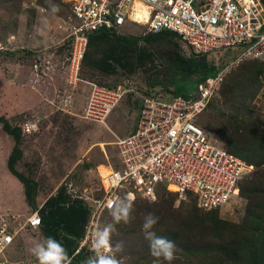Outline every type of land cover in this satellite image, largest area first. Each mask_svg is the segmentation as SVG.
<instances>
[{"label": "rangeland", "instance_id": "rangeland-1", "mask_svg": "<svg viewBox=\"0 0 264 264\" xmlns=\"http://www.w3.org/2000/svg\"><path fill=\"white\" fill-rule=\"evenodd\" d=\"M52 2L59 5L56 13L51 12L45 0H0V49L1 46L4 48L0 50V70H5L2 66L4 59L14 61L15 57L30 65L31 56L37 50L53 53L54 61H59L56 55L67 56L70 49L68 36L73 24L70 8L64 0ZM261 3L264 6V0ZM121 33L138 38L130 46L136 50L130 64L123 66L114 61L112 55L120 50V46L112 36H108L88 42L78 69V82L75 84L69 85L58 67L49 73L53 80L58 78L61 81L58 88L50 87L54 98L51 104L54 112L50 116L51 125L35 132L37 136L34 144L37 147L40 144L42 150L33 149L31 143H26V156L23 158L24 164L35 165H29L28 170L29 176L37 181L24 177L28 183L26 187L23 185L25 194L22 201L15 180L11 179L10 184L8 178L2 176L0 205L9 210L1 211L0 215L12 216L11 209L21 211L25 215L20 216L22 219L36 211L41 215L43 204L61 195L65 208L73 206L79 212V231L86 221L84 201L81 198L86 195L98 198L102 194V183L97 171L105 163L102 151L110 159L115 156L116 137H124L134 128L142 95L151 91H170L178 84H188L201 76V71H198L183 79L179 73L183 63L181 58L191 59L194 63L210 62L219 68L237 55L235 50L207 57L194 55L175 37L144 35V28L137 25H127L121 29ZM108 64L112 67L110 71L102 69ZM92 85L122 94L110 112L97 120L84 113ZM3 87L0 71V98ZM246 91H249L248 102L243 106V94L246 96ZM257 119L261 126L255 123ZM2 123L0 120V143L4 138ZM200 123L210 137L220 141L227 149L223 136H233L236 128L243 137V128L253 123L257 125L258 134L263 136L264 59L244 62L235 67L212 98ZM18 141L22 143L24 140ZM100 170L104 171V168ZM11 177L18 181L13 175ZM260 177L261 174L253 166V171L243 183ZM169 197L174 200L171 216L159 220L160 223L153 230L175 241L177 248L171 264H235L232 258L237 243L235 231L240 230L244 224L246 201L237 197L218 211L206 212L197 207L192 196L178 199L175 195L164 193L158 201L134 200V209L166 208L164 201ZM103 222L105 225L114 224L110 213L105 215ZM142 224L143 220L140 224L139 221L138 224H134V221L130 223L139 227L134 234L139 244H127L124 239H120L125 245L124 251L116 254L120 264H168L162 257L150 255ZM114 227V238L125 232V229L118 232L115 224ZM49 236L60 241L62 236L66 238L67 235L60 226L44 224L38 230H21L4 256L13 264H38L30 249ZM142 242L145 244L141 245ZM69 264H73L70 256Z\"/></svg>", "mask_w": 264, "mask_h": 264}, {"label": "built area", "instance_id": "built-area-1", "mask_svg": "<svg viewBox=\"0 0 264 264\" xmlns=\"http://www.w3.org/2000/svg\"><path fill=\"white\" fill-rule=\"evenodd\" d=\"M72 19L67 56L37 51L30 66L39 76L60 68L69 84L78 82L88 36L114 31L127 25L144 28V35L173 33L193 54L217 55L235 50V58L216 73L199 82L186 96L160 98L144 94L134 128L116 137L115 156L105 157L102 194L81 198L89 209L84 234L73 256L84 251L93 255L92 243L113 201L131 196L133 201H156L158 190L172 192L178 199L192 196L203 211L224 207L239 197L240 181L253 171L241 158L226 151L201 126L221 83L231 71L246 61L264 59V6L260 0H64ZM0 50H4L1 46ZM56 62H58L56 65ZM121 93L92 85L84 113L97 120L105 117ZM39 213L24 220L0 215V264H13L4 253L21 230H38ZM111 254V253H107Z\"/></svg>", "mask_w": 264, "mask_h": 264}, {"label": "trees", "instance_id": "trees-1", "mask_svg": "<svg viewBox=\"0 0 264 264\" xmlns=\"http://www.w3.org/2000/svg\"><path fill=\"white\" fill-rule=\"evenodd\" d=\"M159 35L173 36L178 40L175 34L168 32L153 34L152 36ZM108 36H112L114 41L120 46V50L116 54L112 55L114 61L120 63L123 66L130 64V62L132 61V59H134L136 55V50L131 49L130 46L138 38L130 36H121L117 35L114 31H108L89 35L88 42L92 41L93 39H102ZM202 56L207 57V55ZM181 60L183 63L180 66L179 73L183 79L189 77L190 75L196 74L198 71H201V76L196 80L189 82L188 84H178L173 90L166 92L151 91L147 94L151 96H159L163 99H169L179 95L186 96L196 87L199 82L213 76L217 70V68L210 62L207 63L203 61L194 63L191 59L184 58H181ZM102 69L110 71L112 67L108 64ZM229 75L230 74L225 77L220 86L224 84L226 78ZM245 93L247 98L243 94V106H245L248 102L247 100L249 91H246ZM247 119L249 120V118ZM255 123L261 126V123L258 119L255 121ZM257 125L251 123L250 126L243 128V137L242 134L238 132L237 128L236 133L233 132V136H223V141L228 147V149L225 148L226 151L241 158L248 165H253L258 170L259 174H261V177L258 180L250 179L246 180L243 183L244 179L246 178L245 176L238 185V194L239 197L246 201V209L244 224L242 225V228H240V230L235 231L237 243L236 247H234V250L232 251L234 252L232 258L235 264L236 262H240V264H264V131H262L263 136H260L258 134V131H256ZM3 126L4 130L10 135H12L18 142V139L20 138L19 131L17 129H10L5 122H3ZM239 139H242L243 142H241ZM19 156L20 152L17 148H15L13 154L10 157L8 168L9 171L14 176H16L26 187V184L28 183L26 179L14 170V163L16 159L19 158ZM164 193L169 195H175L177 197L175 193L166 192L164 189H161L158 190L156 200L158 201ZM173 201L174 200L172 197L167 198V200L164 201V204H167L166 208H155V210L149 208L134 209L135 211L133 215L135 218L130 223H133L134 221V224H138L139 221L140 224L143 220V216L149 212L155 213L157 216H159V220H162L163 217L169 218L172 212L171 209L173 207ZM64 203V199L61 195L48 199L43 204L40 210L41 215L39 213L41 218V226L42 224L55 227L60 226L63 233L67 235L66 238H63L62 236L60 241L67 249L68 256L73 259V264H83V262L89 257V255L84 251H81L78 255L75 256H73V253L75 251V248L77 247L79 240L84 234V228L88 220L89 209L84 205L86 221H84L82 228H80L78 231L77 227L79 224V212L77 211L76 207L73 206H68L67 208H65ZM213 211H218V209L206 212ZM140 214H143V216H140ZM130 223L125 225L123 222L119 224H115L114 222V224L118 226V232H122L125 229L123 235L119 236L120 238L118 236L114 238L113 236V239L115 241L124 239L127 244L130 242H135L136 244H139V240L134 237V234L138 232L139 227L136 228L133 225H130ZM159 223L160 222H158V224ZM209 226H211V224H209ZM247 238L249 240H246ZM144 244V242L141 243V245ZM146 247L149 248V245Z\"/></svg>", "mask_w": 264, "mask_h": 264}, {"label": "crops", "instance_id": "crops-1", "mask_svg": "<svg viewBox=\"0 0 264 264\" xmlns=\"http://www.w3.org/2000/svg\"><path fill=\"white\" fill-rule=\"evenodd\" d=\"M39 47L41 46L39 45ZM2 66L5 67V70H0L1 84L5 87L2 89L3 94L0 98V120L5 122L10 129H17L21 137L19 140L24 141L22 143L20 141L17 142L12 135L4 130L2 123L3 128H1V132H3L4 138H2L3 140L0 143V182L2 176L4 178L6 176L10 184L11 179L15 180L20 190L21 199L24 201V186L22 182L9 171V160L14 149L17 148L20 152V156L14 163V170L23 177H26V179L33 182L37 181L33 176H29L30 174L28 170L29 165H35L33 163H23V158L26 156V143H31L33 149L42 150L40 144H38V147L34 144L36 141L34 138L37 136L35 135V132L50 127V116L54 114L51 106L54 98L51 96L50 87L53 89L58 88L61 86V81H59L58 78L53 80L52 76H50L52 74L49 73L46 76L35 74L29 63L19 60L16 57L14 61L4 59ZM28 139L31 141L25 142V140ZM21 163H23L22 169ZM11 175L17 178L23 187L16 179L12 178ZM11 188L13 189L12 185ZM1 191L0 187V192ZM5 191L7 190L5 189ZM5 210H9V208L0 205V213ZM10 214L19 217L25 216L24 214H21V211L17 212V209H11ZM24 219L25 218L22 219L21 217V220Z\"/></svg>", "mask_w": 264, "mask_h": 264}, {"label": "clouds", "instance_id": "clouds-1", "mask_svg": "<svg viewBox=\"0 0 264 264\" xmlns=\"http://www.w3.org/2000/svg\"><path fill=\"white\" fill-rule=\"evenodd\" d=\"M52 13L59 11V5L52 0H45ZM110 215L115 222L129 224L135 217L133 198L127 196L113 201L109 206ZM159 216L155 213H147L143 217V235L148 241L149 253L154 257H162L168 264L175 258L177 245L175 241L165 236L158 235L153 229L159 222ZM116 233L114 224H108L102 229L98 228L94 234L92 243L93 255L89 256L83 264H120L116 254L124 251V242L117 240L113 243V235ZM31 254L38 264H69V256L65 246L54 237H46L37 242L31 249ZM111 253V254H107Z\"/></svg>", "mask_w": 264, "mask_h": 264}, {"label": "bare ground", "instance_id": "bare-ground-1", "mask_svg": "<svg viewBox=\"0 0 264 264\" xmlns=\"http://www.w3.org/2000/svg\"><path fill=\"white\" fill-rule=\"evenodd\" d=\"M102 166H103V165H102ZM101 168H104V167H98V168H97V171H98V174H99L100 179H101V182H102V178H103V176L105 175V168H104V171H101V170H100Z\"/></svg>", "mask_w": 264, "mask_h": 264}]
</instances>
